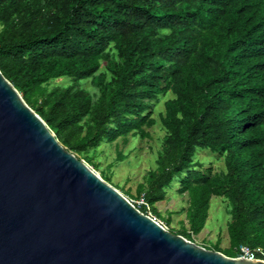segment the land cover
Wrapping results in <instances>:
<instances>
[{
  "label": "trees",
  "instance_id": "obj_1",
  "mask_svg": "<svg viewBox=\"0 0 264 264\" xmlns=\"http://www.w3.org/2000/svg\"><path fill=\"white\" fill-rule=\"evenodd\" d=\"M0 72L93 169L99 146L150 139L158 121L155 168L134 198L170 225L153 206L177 180L191 227L176 235L191 242L221 198L229 247L215 251L264 252V0H0ZM197 151L222 169H204Z\"/></svg>",
  "mask_w": 264,
  "mask_h": 264
},
{
  "label": "water",
  "instance_id": "obj_2",
  "mask_svg": "<svg viewBox=\"0 0 264 264\" xmlns=\"http://www.w3.org/2000/svg\"><path fill=\"white\" fill-rule=\"evenodd\" d=\"M0 264H264L164 229L55 139L0 72Z\"/></svg>",
  "mask_w": 264,
  "mask_h": 264
},
{
  "label": "rangeland",
  "instance_id": "obj_3",
  "mask_svg": "<svg viewBox=\"0 0 264 264\" xmlns=\"http://www.w3.org/2000/svg\"><path fill=\"white\" fill-rule=\"evenodd\" d=\"M68 81L66 79H60L56 81L53 86L66 85ZM90 90V86H87ZM21 96V95H20ZM162 102L158 104L155 108L154 118L158 120V113L163 111V99ZM150 134V139H140V138H129L126 146L122 147V141L119 139L114 143L108 144L104 143L97 149L93 161L99 164L98 169H93V167L79 157L75 155L78 160L84 162L96 175H98L102 180L103 172L106 173V168L112 165L110 168V180L106 182L111 187L116 189L123 197L129 201H136L138 199L134 198L136 196L137 187L144 182V177L153 168H155V160L157 158V153L161 147V140L165 134V131L161 128L159 122L157 124L147 129ZM116 145H119L121 151L127 158L124 161L117 160ZM203 162V168H212L214 172L220 171L222 169V162L217 156L211 155L209 152L197 151L195 156ZM179 182L174 180L172 183V191H167V195L160 204H154L153 208L157 209L163 218H168L170 216V225H166L163 220H159L163 225L173 234H178L182 227L188 231L191 226L189 223L181 221L184 220V214L187 212V197L179 196L177 194V188ZM129 192V196L125 194ZM140 197H143L141 195ZM168 199V201H167ZM183 212H180L181 209ZM151 209V208H150ZM227 203L221 198H212L210 200L208 209V218L203 231L193 237V243L198 246L208 248V250H226L229 247V239L226 232V224L228 222V217L226 215ZM219 242L216 247V243ZM212 245V246H211Z\"/></svg>",
  "mask_w": 264,
  "mask_h": 264
},
{
  "label": "built area",
  "instance_id": "obj_4",
  "mask_svg": "<svg viewBox=\"0 0 264 264\" xmlns=\"http://www.w3.org/2000/svg\"><path fill=\"white\" fill-rule=\"evenodd\" d=\"M129 201V200H128ZM134 207L139 209H144L143 214L155 221L157 224L162 226L164 229H167L163 223L158 221V219L153 215L151 211V207L149 204L145 201L144 197L138 198L136 201H129ZM232 259H240V260H246V261H261L264 262V252L261 249H251L247 246L240 245L236 250V256Z\"/></svg>",
  "mask_w": 264,
  "mask_h": 264
},
{
  "label": "crops",
  "instance_id": "obj_5",
  "mask_svg": "<svg viewBox=\"0 0 264 264\" xmlns=\"http://www.w3.org/2000/svg\"><path fill=\"white\" fill-rule=\"evenodd\" d=\"M136 199H138V198H136ZM167 201H168V199H167ZM157 204H160V203H157ZM184 209V208H183ZM182 210V209H181ZM170 220H171V218H170ZM207 221V220H206ZM182 223H180V225H182V224H184V222H186V223H188V221H187V219H186V214H184V220L183 221H181ZM206 224V223H205ZM205 227V226H204ZM183 228V227H182ZM184 229V228H183ZM204 229V228H203ZM203 230H201L197 235H199L201 232H202ZM193 237L194 236H192V242H193ZM205 248V247H204Z\"/></svg>",
  "mask_w": 264,
  "mask_h": 264
},
{
  "label": "clouds",
  "instance_id": "obj_6",
  "mask_svg": "<svg viewBox=\"0 0 264 264\" xmlns=\"http://www.w3.org/2000/svg\"><path fill=\"white\" fill-rule=\"evenodd\" d=\"M251 2H253V1H251ZM251 2H250V3H251ZM231 18H232V20H233V21H236V19H235V17H234V16H233V17H231Z\"/></svg>",
  "mask_w": 264,
  "mask_h": 264
}]
</instances>
